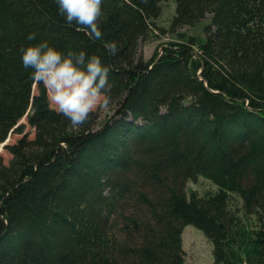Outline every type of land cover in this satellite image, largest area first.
<instances>
[{
	"label": "trees",
	"instance_id": "1",
	"mask_svg": "<svg viewBox=\"0 0 264 264\" xmlns=\"http://www.w3.org/2000/svg\"><path fill=\"white\" fill-rule=\"evenodd\" d=\"M166 1L102 0L92 39L57 0H0V146L22 135L0 155V264H185L187 225L214 264H264V0H174L164 29ZM154 31L176 37L136 59ZM41 41L101 57L116 108L100 129L24 67ZM199 177L217 190L187 191Z\"/></svg>",
	"mask_w": 264,
	"mask_h": 264
},
{
	"label": "clouds",
	"instance_id": "2",
	"mask_svg": "<svg viewBox=\"0 0 264 264\" xmlns=\"http://www.w3.org/2000/svg\"><path fill=\"white\" fill-rule=\"evenodd\" d=\"M60 14L67 24L83 26L92 39H101L99 26L102 15V0H57ZM27 39H35V33ZM114 55L116 45H107ZM25 68H31L32 78L42 83L49 94V101L55 110L67 117L73 127L88 122L90 114L98 107H107L110 102L108 84L109 69L102 64L100 56L87 57L81 53L74 62L71 55L41 41L21 48Z\"/></svg>",
	"mask_w": 264,
	"mask_h": 264
},
{
	"label": "rangeland",
	"instance_id": "3",
	"mask_svg": "<svg viewBox=\"0 0 264 264\" xmlns=\"http://www.w3.org/2000/svg\"><path fill=\"white\" fill-rule=\"evenodd\" d=\"M175 9L176 3L174 0L164 2L162 13L156 20L157 25L163 27L164 29H168L171 20L175 15ZM210 18L211 16L207 15L205 20L208 21ZM200 27L202 31V26ZM197 31V29L184 27L178 32L194 34ZM175 37L176 34L172 32L162 34L158 31H154L151 35L139 41V50L136 55V59L140 56L144 59H150L154 55L155 51L160 54L163 50V45L168 41L174 40ZM51 106L54 108L52 104ZM115 108L116 106L114 103H109L107 107H98L95 109L94 112H97L98 118L96 124L94 125V129H100L104 123L110 120L114 116ZM26 131L29 132L30 138L34 137L33 129L27 127ZM20 137H22V135L12 134L6 143H14ZM0 155L3 156L6 162L10 159L9 153L1 147ZM189 190L195 191L199 195L203 196L208 192H215L217 187L206 178L199 177L196 182H188L187 191ZM182 240V247L185 252V264H214L212 244L201 230L193 225H187L183 230Z\"/></svg>",
	"mask_w": 264,
	"mask_h": 264
},
{
	"label": "water",
	"instance_id": "4",
	"mask_svg": "<svg viewBox=\"0 0 264 264\" xmlns=\"http://www.w3.org/2000/svg\"><path fill=\"white\" fill-rule=\"evenodd\" d=\"M5 144H6V142H5V143H3V144H2L0 147H1V148H3Z\"/></svg>",
	"mask_w": 264,
	"mask_h": 264
}]
</instances>
